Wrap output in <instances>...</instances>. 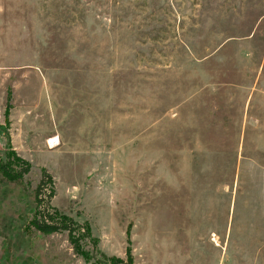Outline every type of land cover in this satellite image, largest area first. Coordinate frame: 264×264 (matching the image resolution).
Wrapping results in <instances>:
<instances>
[{"label":"rangeland","instance_id":"374dc122","mask_svg":"<svg viewBox=\"0 0 264 264\" xmlns=\"http://www.w3.org/2000/svg\"><path fill=\"white\" fill-rule=\"evenodd\" d=\"M11 150L0 264H93L27 226L42 169L99 260L264 264V0H0Z\"/></svg>","mask_w":264,"mask_h":264},{"label":"trees","instance_id":"16d2710c","mask_svg":"<svg viewBox=\"0 0 264 264\" xmlns=\"http://www.w3.org/2000/svg\"><path fill=\"white\" fill-rule=\"evenodd\" d=\"M29 168V162L11 150L7 152L3 160L0 159V182L19 184ZM44 186L49 187V192L44 193ZM51 194V176L42 169L40 178L32 190V214L27 226L44 234L64 231L72 252L85 261L91 260L93 264H132V256L128 249H125L124 258L102 255V259L99 260L92 257L84 248L83 240L90 238L95 247L97 237L91 234L86 223L74 220L72 216L50 204Z\"/></svg>","mask_w":264,"mask_h":264},{"label":"bare ground","instance_id":"6f19581e","mask_svg":"<svg viewBox=\"0 0 264 264\" xmlns=\"http://www.w3.org/2000/svg\"><path fill=\"white\" fill-rule=\"evenodd\" d=\"M53 141H54V139H49L48 142H49L50 145H52V144H53ZM55 144H56V143H55Z\"/></svg>","mask_w":264,"mask_h":264}]
</instances>
